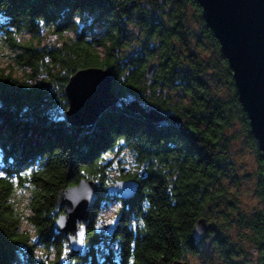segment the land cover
<instances>
[{"label": "trees", "instance_id": "1", "mask_svg": "<svg viewBox=\"0 0 264 264\" xmlns=\"http://www.w3.org/2000/svg\"><path fill=\"white\" fill-rule=\"evenodd\" d=\"M187 6L194 10L204 45L199 38L191 42ZM47 29L73 34L58 45L17 39L21 31L37 38ZM0 34L14 50V63L24 70L19 77L0 65V264H43L34 254L38 246L56 252L70 247L53 225L64 212L57 197L82 178L95 181L98 198L86 222L83 253L75 255L70 247L69 264L187 261L189 255H201L210 232L222 258L241 264L230 256L243 252L242 247L229 244L215 222L200 238L193 232L197 219L213 217L220 204L232 211L237 207L224 183L229 165L225 130L233 117L243 124L259 162L258 192L264 202L257 141L228 61L196 0H0ZM197 47L212 50L213 56L202 58ZM151 61L156 66L149 78ZM91 66L111 69V92L118 99L91 124L73 125L65 115V85L75 71ZM222 84L224 96L217 89ZM96 95L79 118L98 106ZM129 96L180 121L159 127L126 107ZM124 150L132 154L134 166L131 172L118 167L119 177L137 184L127 201L110 191L107 182L108 169L117 167L109 165L106 155ZM26 184L31 189L28 216L13 199L16 186ZM105 198L121 201L109 236L94 232L93 219ZM23 220L36 241L20 229ZM247 224L264 264V207ZM105 240L115 249L104 247ZM96 245L104 248L97 260Z\"/></svg>", "mask_w": 264, "mask_h": 264}, {"label": "water", "instance_id": "2", "mask_svg": "<svg viewBox=\"0 0 264 264\" xmlns=\"http://www.w3.org/2000/svg\"><path fill=\"white\" fill-rule=\"evenodd\" d=\"M196 1L202 8L206 26L212 30L230 66L238 99L260 150L264 184V0ZM155 66V61L147 64V77H151ZM112 80L113 73L109 68L91 66L75 71L65 85L69 103L65 111L67 120L73 125L91 124L102 109L113 105L118 98L111 92ZM93 93L99 99L98 106L92 108L90 114L79 118L89 101L93 100L90 98ZM126 107L159 127L166 126L168 121H180V117L167 114L165 109L143 105L133 96L127 98ZM109 189L118 192L120 198L127 201L135 194L137 184L133 179H118ZM97 198L98 186L93 179L85 178L61 190L57 197V206H63L64 212L56 217L53 225L62 237L67 238L75 255L83 253L86 222ZM116 222L117 218L103 233L109 236ZM210 228L211 222L206 217H200L193 226V232L200 238ZM171 264L189 263L174 260Z\"/></svg>", "mask_w": 264, "mask_h": 264}, {"label": "rangeland", "instance_id": "3", "mask_svg": "<svg viewBox=\"0 0 264 264\" xmlns=\"http://www.w3.org/2000/svg\"><path fill=\"white\" fill-rule=\"evenodd\" d=\"M186 14L188 17L189 25L193 31L191 35V42L194 44L195 39L199 38L204 45L206 40L199 33L197 17L194 16V10L191 6L186 7ZM91 17L88 16V19ZM135 30V29H134ZM99 28L96 32H100ZM71 32H65L60 35L54 32L52 29L43 30L37 38H32L29 32L21 31L17 39L19 41H26L31 39L34 44L39 46L43 45H58L61 40L66 36L72 35ZM0 34V65L10 69L14 75L22 77L24 76V70L21 69L13 61L14 50L9 48L4 41H1ZM196 51L201 54L202 58L213 56V52L210 49L204 48L203 50L196 48ZM218 92L221 95H226L224 84L218 86ZM225 134L229 136L228 140V161L227 173L224 177V183L227 186V196L235 199L237 207L235 210H231L228 204H220L218 211H213L211 218L206 219L211 223L215 222L216 231L224 232L228 236L229 244L238 247H242L243 252L231 255V261L238 260L241 264H263L259 249L252 241L253 230L248 226L247 220L251 219L258 211L263 209L264 202L258 192V179L260 165L257 160L256 154L250 146L244 126L240 123L239 119L233 117L232 122L227 126ZM112 162L111 166L116 168L108 169L109 186H112L119 177L118 167H122L124 172H131L134 166L132 154L129 151H122L118 153H109L106 155ZM14 202L19 211L24 216H28L30 212L29 203L31 201V189L29 184L26 186H16L15 193L13 195ZM121 207V201L118 198H105L99 203L97 213L94 216V232L100 233L105 228L113 223H108L112 220L115 223L117 212ZM221 211V212H220ZM225 212V214H224ZM227 215V218L226 216ZM205 217V216H204ZM242 218V220H240ZM99 225V228L97 227ZM21 230H24L33 237L34 231L31 225L23 220L21 223ZM104 247L115 249V244L108 240L103 241ZM203 250L201 255H189V264H230L225 261L219 254L216 243L214 240V234L209 233L203 238L202 242ZM98 249L96 260L99 259L104 253V248L96 245L94 249ZM70 247L63 245L60 250L56 252L55 249L50 248L47 250L42 246H38L34 250V254L39 257V260L43 264H69L68 263V251ZM55 256V257H54ZM55 258V260H53Z\"/></svg>", "mask_w": 264, "mask_h": 264}, {"label": "snow or ice", "instance_id": "4", "mask_svg": "<svg viewBox=\"0 0 264 264\" xmlns=\"http://www.w3.org/2000/svg\"><path fill=\"white\" fill-rule=\"evenodd\" d=\"M108 223H114V221H112V220H110V221H108ZM97 227L99 228V225H97ZM82 242V241H81Z\"/></svg>", "mask_w": 264, "mask_h": 264}]
</instances>
